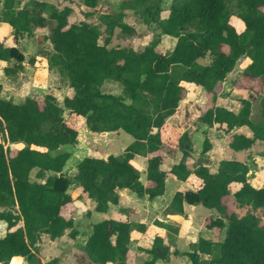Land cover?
I'll return each instance as SVG.
<instances>
[{
	"label": "trees",
	"instance_id": "16d2710c",
	"mask_svg": "<svg viewBox=\"0 0 264 264\" xmlns=\"http://www.w3.org/2000/svg\"><path fill=\"white\" fill-rule=\"evenodd\" d=\"M99 1L82 3L95 7ZM165 1L121 0L117 11L99 15L105 27L100 44L99 25L69 22L68 6L29 0L19 7L16 0H2L0 22L7 24L9 35L0 39V60L8 62L4 74L17 77L24 61L34 62L33 56L26 57L18 40L31 35L36 27H45L43 39L51 45L42 51L45 65L65 82L66 91L61 100L46 92L41 98L30 94L18 102L0 94V221L6 223L0 236V264H11L14 258L40 264L36 251L42 235L52 240L66 230L70 236L76 235L74 219L66 211L74 201L68 191L72 184L79 190L76 198L85 194L97 212H106L109 204L118 203L119 189L126 188L139 197L162 194L166 175L160 168L163 148L182 152L170 173L185 180L193 172L201 179L194 182L195 190L175 192L164 214L182 215L184 202L202 204L220 214L208 217L205 226L224 231L221 240L199 237L191 242L190 250L183 253L189 264H264V187L249 183L248 165L241 161L222 159L216 172L209 173L196 160L198 167L190 170L186 162L192 158L193 148L188 128L167 123L190 87L199 86L211 106L196 122L218 124L230 135L233 150L264 141V0H170L164 7ZM126 9L133 10L144 24H155L161 34L174 37L173 47L162 51L159 36L141 50L107 47L116 27L124 34H143L124 21ZM234 15L240 27L233 23ZM207 55L208 63L198 61ZM241 58V69L230 87L261 94L258 120L251 118L248 98L238 99L236 112L215 105L222 94L221 83ZM107 81L117 82L121 93L104 91ZM65 114L82 117L91 132L122 130L132 141L118 154L84 156L72 173L62 174L71 156L64 147L76 144L78 136ZM242 125L250 129L251 136L234 132ZM209 146L205 139L203 151ZM143 159L144 168L138 163ZM34 169L39 181L30 180ZM142 170L145 183L140 180ZM232 183H238L239 188L232 191ZM234 206L247 210L238 215ZM143 230L141 224L102 219L91 225L82 250L93 263L133 264L129 242L134 231ZM170 246L162 235L155 234L151 247L141 248L149 255L141 264L166 258ZM54 262L51 259L45 264Z\"/></svg>",
	"mask_w": 264,
	"mask_h": 264
},
{
	"label": "crops",
	"instance_id": "0c3cea01",
	"mask_svg": "<svg viewBox=\"0 0 264 264\" xmlns=\"http://www.w3.org/2000/svg\"><path fill=\"white\" fill-rule=\"evenodd\" d=\"M1 3L2 0H0V5ZM25 3L26 1L16 0V5H19V7H22ZM82 6L83 8L89 9L90 12H93L97 7V5L95 7H87L84 4H82ZM70 8H71V12L68 15V21L73 22V18H75L74 15L75 9L72 7ZM81 21H86V20L83 19ZM38 30H42L43 35L47 33V28L45 27H36L33 33H36ZM8 36L9 35H8L7 24L0 22V39L2 37L8 38ZM26 36H27L26 34L23 35L21 37L22 39L20 38L18 42L22 40L24 41ZM7 42L8 44L10 43V41ZM18 45L21 47V49L24 50V54L26 55L27 58L31 56L34 57L33 63L24 61L23 70L18 73L17 77H14L18 81V83H20L18 89L20 88V92L21 91L24 92V95L22 97L24 98L25 96L30 95L31 92H34V90L37 87L44 86L45 83L44 81L42 83H39L42 80L40 78H44V76L48 75L50 72L48 71L47 67L44 68L41 66L38 67L36 57L32 55V53L30 52L29 48L26 46L25 43H18ZM7 65L8 62L4 60H0V73L4 74L3 68ZM29 67L32 71L33 76L25 78L23 76L26 74V68ZM45 71L46 74H44L42 77H38L39 73L42 74V72ZM5 77L8 76L5 75ZM234 78L235 77H233L232 79ZM195 91L201 92L204 98H206L204 91L201 87L199 86L190 87L186 96L179 102L178 110L180 109V117L178 116V110H177V112L174 115L167 118V123L170 125H176L178 127L187 126L193 152L196 153L198 158L207 159V163H203L192 156V158L187 159L186 163L188 168L192 171L195 168H197L198 165H196L194 162L197 160L201 162L203 166H205L208 169L209 173H215L217 170L218 162L222 159L241 161V162H245L248 165L249 170L247 175H248L249 183L254 187H264V156H263L264 141L256 140L250 148L244 150H233L232 148H230L229 146L230 135L226 134L222 130V128L219 127L218 124H213L212 126H209L204 123L196 122L197 116L200 115L206 108L211 106V102L209 105H206L203 108H201L200 106L199 108L194 109L195 104H187L186 102L187 99H189V96L192 95ZM252 92L255 91L251 89H231L229 85V87L224 88L222 90V94H220L216 98L215 105L222 106L231 111L236 112L240 107V103L238 99L245 97L251 100L248 97V94ZM1 93H3L2 87L0 89V94ZM189 116H192L191 121L187 120ZM119 131L120 130L109 131L104 133L91 132L90 134L93 135L97 134L99 136L100 135L108 136L110 134L115 135ZM234 132L244 134L246 136L252 135V132L246 125L240 126ZM195 135L197 136L201 135L200 140H202V144L200 148H197V145L195 144L196 141L194 139ZM205 139L209 141L210 146L206 151H203V142ZM129 143H127L125 146H127ZM16 146H21V144H16ZM97 146L94 147V153L87 156L105 158L109 154H118L122 152V150L125 148V146H120L119 148L116 149L113 148L109 149L107 141L104 142V145L102 146L97 145ZM201 154L202 156H200ZM181 156H182V152H178V148L162 149V159L160 163V168L166 172V175L164 178V192L160 195L149 197L148 194H144L143 196L139 197L134 192L126 188L119 189L118 203L109 204L106 212H97L94 210L93 202L89 198H87L85 194H83L82 199L87 202L86 205L88 210L90 228L85 236L84 241L81 243V250L77 251L75 248L73 249L72 247L70 252L63 255L61 264H97L91 262L88 259L87 255L85 254V252L82 250V246L84 245L88 235L91 232V225L95 223L91 220L93 215H97L100 218L98 221L107 218H114L117 220L132 222L144 226L143 231L133 232L132 239L129 242V247L134 252L133 264H141L146 258L149 257V255L143 250H141V248L149 249L151 247L152 240L155 234L162 235L166 241L171 243L170 253L164 259H157L155 264H180V256H182L183 258L182 259L184 261L183 264H189V260L187 259L186 255H184L183 253L189 251L191 242L196 241L199 237L214 238L216 232L220 233V231H216L215 229H208L205 226L206 219L208 217H220V214L215 209L207 208L202 204L193 205L185 202L183 203L182 215L164 214V209L170 202L175 192L195 190L196 188L195 183L201 182V179H199L193 172H191L190 175L185 180H180L174 174L169 172L170 167L173 164L177 163L180 160ZM138 163L141 167L144 168L145 166L144 159L139 160ZM72 172L73 171H71V173ZM140 180L142 183H145L146 181L144 170L141 171ZM168 183L172 184V190L169 193V195L166 196L165 194L167 191ZM239 186L240 185L238 183H232L230 185V188L232 191H234L237 188H239ZM239 209L243 210L242 214H244L245 211L247 210V207L234 206V211L236 213ZM71 216L73 217V215ZM5 231H6V223L4 221H0V236H2L5 233ZM221 232H223V230ZM63 235L59 238H62ZM77 235L78 233L76 232L75 236H70V237L73 238L76 237ZM50 240L52 241V239ZM37 244L40 245V243ZM180 244L182 246H180ZM174 249L178 251L177 255L172 253ZM204 257H207V255H204ZM52 259H55L54 264H58L56 257ZM39 261L40 264H45L49 260L44 262L40 258ZM11 264H26V261L23 258H14Z\"/></svg>",
	"mask_w": 264,
	"mask_h": 264
},
{
	"label": "rangeland",
	"instance_id": "374dc122",
	"mask_svg": "<svg viewBox=\"0 0 264 264\" xmlns=\"http://www.w3.org/2000/svg\"><path fill=\"white\" fill-rule=\"evenodd\" d=\"M23 1H29V0H23ZM47 3H53L59 8H62L63 6H70L74 8V15L75 18H73V22L78 23L81 20H86L90 22L91 24H97L100 27L101 35L98 39V42L100 44L103 43V39L105 37L104 32V25L100 23L99 15L103 13H113L119 9V3L121 0H100L97 4V7L93 12H90L89 9L83 8L82 6V0H40ZM170 0H166L163 4L164 7L168 5ZM1 7V5H0ZM125 16L124 21L128 23L129 25L133 26L135 30L139 33H143L140 36L130 35V34H124L120 31L118 27L114 28L113 33L111 35V41L107 45V47H128L131 46L135 50H141L154 36H159L160 42H159V48L162 51H169L174 44V37L169 35H164L160 33L159 28L155 24L146 25L144 24L141 19L138 17L137 14L133 12L131 9L124 10ZM233 23L240 27V22L237 19V17L233 16ZM22 39V38H21ZM18 43H25L26 46L29 48L32 55L36 57L38 67H46L44 56L42 54V51L46 52L50 49L51 45L49 42L45 41L43 39L42 30H38L36 33H32L31 35H27L25 37V40L19 41ZM243 58L239 59V65L243 63ZM198 61L202 64L208 63L209 61V55L199 58ZM238 69L232 70L226 77L225 81L221 83L222 89L229 87L231 83V79L233 77H236ZM50 72V73H49ZM48 75L44 76L39 83H42L43 81L44 86L37 87L34 92H31V94H34L37 98H41L42 95L49 91L52 92L59 100H61L62 96L64 95L66 91V84L65 82L60 78V76L53 71H49ZM45 72H42V74H38V77H42ZM30 76H33L32 71L29 68H26V74L23 76L25 78H28ZM0 85L2 87L3 93L1 95L3 97L9 98L13 100L14 102H18L22 100L24 92H20V88L18 89V86L20 83L14 78V77H5L4 74L0 73ZM4 89V90H3ZM103 90L106 92L111 93H121V87L117 82L114 81H107L103 85ZM264 94V90L262 92ZM261 95V94H260ZM260 95L256 92H252L248 94V97L251 99V118L253 120H258L260 118ZM187 104H195V108H203L206 105L210 104V100L207 98H204V96L201 94V92H194L192 95L189 96V99H187ZM193 109V110H194ZM178 116L180 117V109L178 110ZM65 119L69 123V125L73 126L78 131L77 136V143L74 145H66L64 149L71 152L70 158L67 160L64 170L62 174H70L71 171L74 170L75 164L84 156L91 155L94 153V147L97 145H104V142L107 141L108 148L109 149H116L120 146H125L127 143H129L132 140V137L130 134L120 130L115 135H108V136H99V135H93L90 134L91 131L88 130L85 126L84 119L82 117H78L75 115H69L65 114ZM188 121L192 120V116H189L187 118ZM201 135L197 136L195 135L194 139L195 144L197 145V148L201 147L202 140H200ZM98 147V146H97ZM264 147V143H263ZM178 152H181L180 149H178ZM264 156V154H263ZM36 169L32 170L30 173V180L31 181H39L35 176ZM172 190V184L168 183L167 185V191L166 196L169 195V193ZM68 191L70 194L74 197V202L71 204L70 207H68L67 213L73 215L74 217V229L78 233L76 237L71 238L69 232L66 231L62 238H58L57 240H50L48 236L43 235L41 240L38 242L40 245L37 244V257L42 259L44 262L47 260H50L54 257L57 259V263L61 264L62 257L66 253L71 251V248H75L77 251L81 250V243L84 241L86 234L88 233V230L90 228L89 224V216H88V210L86 201L83 199L76 198L77 194L79 193V190L76 188L74 184L70 185L68 188ZM135 195V194H134ZM65 211V212H66ZM243 213V210L239 209L237 211L238 215H241ZM100 218L97 215H93L91 220L93 222L98 221ZM261 223L264 224V216L261 218ZM223 232L215 233V239L221 240L223 238ZM180 246H182L180 244ZM182 256H180V264H183L184 261L182 260ZM41 261V262H43Z\"/></svg>",
	"mask_w": 264,
	"mask_h": 264
},
{
	"label": "water",
	"instance_id": "95a60500",
	"mask_svg": "<svg viewBox=\"0 0 264 264\" xmlns=\"http://www.w3.org/2000/svg\"><path fill=\"white\" fill-rule=\"evenodd\" d=\"M236 69H238V70L241 69L238 62L236 63ZM101 133H104V132H101ZM192 156L195 157L196 159H198L199 161L203 162V163H207V159L198 158V156L194 152H192Z\"/></svg>",
	"mask_w": 264,
	"mask_h": 264
}]
</instances>
